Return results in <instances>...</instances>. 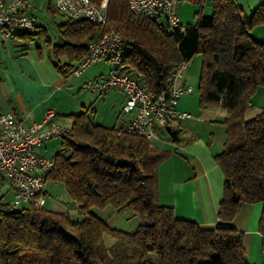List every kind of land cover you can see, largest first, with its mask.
Here are the masks:
<instances>
[{
    "label": "trees",
    "instance_id": "obj_1",
    "mask_svg": "<svg viewBox=\"0 0 264 264\" xmlns=\"http://www.w3.org/2000/svg\"><path fill=\"white\" fill-rule=\"evenodd\" d=\"M194 1L202 7L206 0ZM210 1L209 20L198 13L195 24L169 33L156 20L131 13L127 0H109L102 26L61 14L65 21L59 26L61 44L55 45V54L69 61L51 60L67 78L86 55L88 44L114 31L130 47L122 71L156 99L168 92L177 67L198 54L202 57L199 108L219 106L227 112L221 122L223 149L214 156L224 177L214 228L202 229L177 218L172 206L159 202L158 167L174 151L95 124L85 110L70 115L71 133L59 141L52 155L55 168L45 177L64 184L81 219L47 209L0 205V264H251L243 234L231 225L242 203L262 207L258 232L264 256V107L258 116L244 119L251 99L264 88V42L250 36L264 24V1L250 16L236 0ZM36 29V34L17 37L32 40L41 33L38 24ZM165 129L169 142L178 140L171 124ZM161 134L159 129L158 137ZM107 206L117 213L131 211L139 221L136 231L113 229L91 211ZM106 236L113 240L109 248Z\"/></svg>",
    "mask_w": 264,
    "mask_h": 264
},
{
    "label": "built area",
    "instance_id": "obj_2",
    "mask_svg": "<svg viewBox=\"0 0 264 264\" xmlns=\"http://www.w3.org/2000/svg\"><path fill=\"white\" fill-rule=\"evenodd\" d=\"M36 0H0V38L2 41L36 30ZM181 0H127L128 9L135 16L156 20L158 27L168 33L183 30L177 6ZM109 0H52L53 8L70 20H87L98 26L107 23ZM130 51L123 38L114 31L106 32L88 44L87 53L72 69L71 74L82 75L98 60L104 58L112 68L103 78L89 80L81 91L105 95L116 91L123 97L121 114L132 118L125 127L117 126L119 133L157 139L158 130L192 116L179 109L183 95H190L194 88L181 84L186 64H181L169 80L167 93L153 99L145 86L122 71V64ZM54 110H47L40 122L26 124L13 112L0 113V184L6 182L13 192L14 206L45 209L47 194L45 177L54 170L55 158L41 152L42 146L60 141L71 129L55 122Z\"/></svg>",
    "mask_w": 264,
    "mask_h": 264
},
{
    "label": "crops",
    "instance_id": "obj_3",
    "mask_svg": "<svg viewBox=\"0 0 264 264\" xmlns=\"http://www.w3.org/2000/svg\"><path fill=\"white\" fill-rule=\"evenodd\" d=\"M263 1L236 0L246 16H250L251 12ZM38 7L36 0L34 11ZM4 45L10 51L6 41L0 42V65L11 64V69L1 68L0 66V113L13 112L17 118L23 120L26 124H31L40 122L47 110H54L56 113L55 122L62 123L57 118L58 103L55 108L49 106V100L55 94L52 90L54 88H56L54 90H57V87L61 85L60 73L54 66L51 57H37L34 53H31L29 57H9V55L4 54ZM61 58H66L67 62L69 61V57H60L59 62ZM77 64H74V66ZM24 69H27L30 74H27ZM86 70L80 76H83ZM186 70L187 67L184 71ZM105 76L100 72L93 80ZM180 83L186 84V74L185 76L183 74ZM2 85L6 86L5 91L2 89ZM187 85L191 84L187 83ZM260 89L257 92H262V97L257 101L251 99L244 115L245 121L258 116L262 112L264 91ZM110 94L117 96L119 99V108L116 114L119 121L123 97L116 91H110L104 95V99L107 100ZM179 109L189 113L192 116L190 120L193 121L187 123L184 127L180 121L174 123L171 132L177 134L178 140L172 144L165 141L169 133L161 127L163 130L162 135L165 132L167 134L162 136V140L161 136L157 137V140H160L163 149L172 150L174 153L158 167L159 202L163 205L172 206L174 215L177 218L193 221L202 229H212L217 223V212L223 195L224 179L214 156L222 151L223 144L219 142L215 146L214 134L209 137L199 131L201 126L199 124H203V121L197 118L202 114L198 105V96L193 97V93L183 95L179 101ZM60 111L67 113V110ZM71 113L68 115H73ZM126 116H123L124 119L122 118V121L114 127L120 125L125 127L132 118L131 115ZM44 150L45 152H41L47 155L46 148ZM3 191L6 192L5 195ZM8 192L13 195L12 189L6 182L0 184V198L5 197ZM5 204L9 203L0 201V205ZM261 211L262 207L258 203H242L238 214L231 222L233 228L243 234V246L251 264H262L264 260L261 252V235L258 232Z\"/></svg>",
    "mask_w": 264,
    "mask_h": 264
},
{
    "label": "rangeland",
    "instance_id": "obj_4",
    "mask_svg": "<svg viewBox=\"0 0 264 264\" xmlns=\"http://www.w3.org/2000/svg\"><path fill=\"white\" fill-rule=\"evenodd\" d=\"M37 3L39 7L36 9L35 14L38 18V25L40 27L39 31H41V33L37 36H33L32 40H25L24 38L17 37L6 41L7 46L10 47V51H8L7 47L4 45V54L9 55V57H29L31 53H34L37 57L48 56L53 59L54 57H67L62 54H55V45L61 44L59 41V26L65 21V18L61 14L55 12L52 0H37ZM48 7L50 9H48ZM212 12L213 9L210 0H206L202 4V7L200 3L195 2L194 0H181L177 6V13L182 25L195 24L198 13H200L203 20H209L212 16ZM36 31L38 33V29H36L31 34H36ZM250 36L258 42H264V24L254 28L250 32ZM0 42H2L1 38ZM60 60V63L67 64L66 58H61ZM201 61L202 57L199 54L194 56L186 64L187 70L183 73L184 76L186 74V84H191L194 88L193 97L198 96ZM16 63L17 61L15 64ZM0 66L1 68L11 69V64H1ZM111 68L112 65L102 58L96 64L89 67L83 76L71 74L67 78H64L62 74H59L61 77V85L60 87H57V90H54L56 88L52 90L55 94L49 100L50 107L55 108L58 103V109H56V111L58 110L57 118L62 122L59 123L57 121L59 124L71 128L73 121L68 114L72 112L71 114L78 115L85 110L88 111L90 120L101 126L112 128L122 121H118L116 117L119 108V99L117 96H112V94H110L109 98L106 100L104 99V95L99 96L86 93L79 89L84 82L93 80L95 76L100 74V72L107 76ZM24 71L27 74H30L27 69H24ZM1 87L5 91L6 86L2 85ZM260 90L264 91V88H261ZM261 97L262 92H256L253 96V101H257ZM59 108H61L60 110H67V113L61 112ZM200 110L202 111V114L197 118L203 121V124H199V126L201 125L199 128L201 134H207L209 137L211 134H214L215 146L216 143L219 144V142L224 144L225 129L221 122L227 117L226 110L219 106L207 107ZM192 121L193 120L187 119L180 122H182V126L184 127L187 123H192ZM173 127L174 123L171 124V129ZM166 134L167 133L165 132L164 135ZM164 135H160L161 140ZM168 135L167 138H169ZM149 142L154 147L162 148L160 140L152 139ZM168 144L172 143L168 141ZM42 148L41 151L45 152L44 149L46 148L47 155L51 156L59 150V141L47 142ZM44 190L47 194L45 209L68 214L73 220L81 219V216L78 214L75 205L69 198L63 183L47 179L44 183ZM5 193L6 192L3 191L4 195ZM1 200L2 202L10 204L13 200V195L8 192L5 197L0 198V201ZM11 205L17 209L22 207L14 206L13 203H11ZM91 211L94 215L104 220L111 228L125 233L131 234L135 232L139 224L138 218L129 210L117 213L111 207L107 206L104 209L93 208ZM104 240L106 247L108 248L113 244V240L109 236H106Z\"/></svg>",
    "mask_w": 264,
    "mask_h": 264
}]
</instances>
